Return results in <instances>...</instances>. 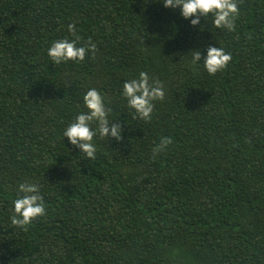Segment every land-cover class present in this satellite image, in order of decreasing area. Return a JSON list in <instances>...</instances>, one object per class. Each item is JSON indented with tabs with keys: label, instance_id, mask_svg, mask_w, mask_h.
<instances>
[{
	"label": "trees",
	"instance_id": "1",
	"mask_svg": "<svg viewBox=\"0 0 264 264\" xmlns=\"http://www.w3.org/2000/svg\"><path fill=\"white\" fill-rule=\"evenodd\" d=\"M237 3L228 31L163 0H0V264H264V0ZM69 24L95 57L55 64ZM209 46L231 54L215 75ZM141 71L164 85L150 121L122 94ZM91 88L123 129L95 160L63 135ZM26 182L46 215L24 231Z\"/></svg>",
	"mask_w": 264,
	"mask_h": 264
},
{
	"label": "clouds",
	"instance_id": "2",
	"mask_svg": "<svg viewBox=\"0 0 264 264\" xmlns=\"http://www.w3.org/2000/svg\"><path fill=\"white\" fill-rule=\"evenodd\" d=\"M165 7L173 9L180 7L184 18L196 17L191 20L193 26L200 24V17H213L212 23L217 29L235 30V19L239 15L237 0H163ZM69 32L75 36L71 42L68 39L54 41L48 49V55L55 64L62 61H83L89 51L93 58L97 46L89 40L87 46L77 47V41L80 37L76 35L74 24L68 25ZM201 60V52L195 51L192 57V63L195 64ZM231 61V54L226 53L223 48L209 46L207 55L203 58V65L210 75H215L218 71L225 69ZM123 96L127 100V105L134 110V118L150 121L154 101H163L165 91L163 82L159 79H151L147 72L141 71L139 77L125 81L123 84ZM84 105L88 109L86 113L76 116L64 131V137H67L72 145H75L85 154V159L95 160L96 147L93 144L94 136L99 134L101 138L110 137L116 140H122V127L120 123H110L108 113L110 108H106L104 98L100 92L95 89H89L83 97ZM96 123L97 128L93 130L92 124ZM172 143L170 137H163L160 144L153 149V157L164 151ZM20 195L13 201V215L11 224L14 228L28 230L36 218L45 216L46 210L43 196L39 192V185L33 183H21L18 186Z\"/></svg>",
	"mask_w": 264,
	"mask_h": 264
}]
</instances>
